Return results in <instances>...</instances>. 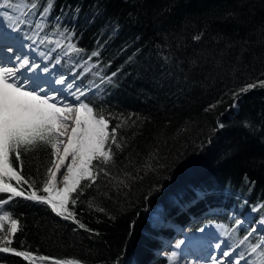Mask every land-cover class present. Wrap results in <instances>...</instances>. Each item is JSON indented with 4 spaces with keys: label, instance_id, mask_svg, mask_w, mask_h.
<instances>
[{
    "label": "trees",
    "instance_id": "16d2710c",
    "mask_svg": "<svg viewBox=\"0 0 264 264\" xmlns=\"http://www.w3.org/2000/svg\"><path fill=\"white\" fill-rule=\"evenodd\" d=\"M0 9L22 37L37 35L41 55L99 90L86 101L121 145L108 142L111 161L72 194L74 220L0 193V209L19 221L0 247L33 256L0 252V264H133L129 256L162 234L153 216L197 191L199 203L218 208L191 229L225 225L264 261V237L229 213L264 226V0H0ZM20 156L12 154L14 167L42 195L51 148L37 143ZM129 157L136 168L124 175ZM120 179L124 197L115 191Z\"/></svg>",
    "mask_w": 264,
    "mask_h": 264
},
{
    "label": "snow or ice",
    "instance_id": "6c2138e0",
    "mask_svg": "<svg viewBox=\"0 0 264 264\" xmlns=\"http://www.w3.org/2000/svg\"><path fill=\"white\" fill-rule=\"evenodd\" d=\"M194 39L198 40L200 37L196 36ZM70 49L74 50V46H70ZM98 54L94 52L92 55ZM29 65L28 59L20 62L21 67ZM38 67L39 65L32 64L29 70ZM18 71L19 69L13 68L0 69V193H9V200L23 197L45 203L58 216L74 220V213L68 208L69 204L76 203L72 194L77 192L82 180L94 179L93 161L102 159L107 163L112 159L111 149L106 150L109 140L116 147H121L116 139L117 128L109 131L107 119L103 115L97 116L88 104L81 102L75 108L67 104L58 106L54 102L56 97L49 96L45 88L17 82ZM55 83H64V78L61 77ZM68 87L71 88L72 85ZM251 87L254 85L247 86ZM245 90L247 89H242ZM37 143L49 146L53 157L51 166L47 168V178L43 182L44 195L38 194L36 186L21 175L11 160L12 154H15V159L20 161L21 150L34 147ZM68 158H71V163L66 164ZM63 168L67 169V174L62 173ZM58 174L63 175L62 188L56 187ZM12 181L16 185L27 184L31 189L30 193L13 186ZM5 221L10 224L9 233L14 236L19 230V221L9 213L0 214V230ZM80 227L83 228L84 225L80 224ZM11 243L7 236L0 237V244ZM0 252H13L29 261L33 259L32 253L17 251L8 246L0 247ZM224 255L227 256L228 253ZM39 259L49 258L41 256ZM55 264H78V261H56Z\"/></svg>",
    "mask_w": 264,
    "mask_h": 264
},
{
    "label": "rangeland",
    "instance_id": "374dc122",
    "mask_svg": "<svg viewBox=\"0 0 264 264\" xmlns=\"http://www.w3.org/2000/svg\"><path fill=\"white\" fill-rule=\"evenodd\" d=\"M2 13H4V11L0 9V37L2 35L7 40L1 42L0 49L8 48V46H11L14 49L17 47V50H16V53H9V55H11V58L7 60L6 62L2 61L1 62L2 64L0 63V66H7L8 64H11V65L16 64V66L19 67L18 69L20 71L23 70L21 77L16 76V77H20L18 78L17 82L23 83V84L27 83L30 81V79L26 78L27 76H24V75H26L27 72H29L31 76L32 74H34V76L37 79H39L40 82H33V83L31 82L29 83L31 86L33 87L39 86V87L45 88L49 96H53L54 94L55 90L52 91L53 87L54 89L59 88L58 91H64L65 95L67 94V95H71V97L72 96L74 98L76 97L74 101L76 102V104L72 105L73 108H75L81 102L88 104L86 102V96L89 93L95 92L96 94H99L98 93L99 90L97 88H92V89L88 88V86L82 84L81 80L78 77L74 75L64 74L59 69L57 63L48 64L49 63L48 55H46L43 58L39 56L41 51L38 49L39 48V38L37 37V35L33 36L32 38L22 37L21 33L17 30L15 24H13L12 21L11 22L6 21L5 19L1 17L3 16ZM21 53L23 54V58L25 57L24 59H28L30 61L29 66H25V67L20 66L21 61L20 62L17 61V58L22 56ZM32 64L39 65V67L33 70H29ZM45 68L47 69L46 72L44 71ZM61 77L64 78V83H62L63 85L55 83V81L60 79ZM47 85L48 86L50 85L52 88H47ZM68 85H72V87L69 88ZM81 92H83L84 94L80 95ZM73 116H74V112H73ZM162 134L163 132H161L158 135V137H160V135ZM108 142H111V141H108ZM108 142L106 145V150L109 149ZM137 154L141 155L145 153L139 151ZM146 156L149 157V155L147 154ZM134 162H133V159L131 160L129 157V159L125 162V164H123L122 167L125 168L124 175L127 174V172H129L130 168L134 169L135 167ZM98 164H107V163H105L102 159L93 161L92 172L94 175V179H85V180H82V182L88 181L91 183L93 180H95V178L97 177L96 166ZM50 166H51V163L49 167ZM121 173H123V170L121 171ZM104 175L105 177L110 176L109 173H105ZM127 185L128 183L125 184L124 180L120 179V189L119 190L115 189V191L117 192L120 191L119 193L120 196L123 194V197H124V191L127 188ZM117 187H118V183H117ZM42 188H43V184H42L41 190ZM42 195H44V193H42ZM202 196H203V191H197L195 195L190 198V201H188V203L181 205L179 208L173 211L171 210V206H169L168 209L165 211L164 216L163 214H160L161 215L160 217L157 215H154L153 217L158 218V219L156 223L152 222V224H154L155 227H157V229H163L165 231L158 237L159 240L158 239L156 240L154 237L151 238L155 241L152 242L150 239L151 244H148V246L146 247L140 246L139 248L140 251L138 250L139 252H137V254L130 255L129 258L131 260V263L134 264L135 263L134 260H135L139 264H169L170 261H173L174 257L177 255L185 254V256H192L194 253L193 250L196 247H198L199 239L206 237L208 240L211 241L210 246L208 247L209 249L208 257H210V259H208L207 264H221V263L223 264H264L263 259L256 256V254L253 253L252 250L248 251L244 248L243 244L241 245L239 243L233 242V240L231 239V235L229 234L228 229L225 225L216 224L214 227L207 226L196 232H194V230L187 229L189 228L187 225L192 224L195 221H197L199 219V216H202L207 211H211L212 209L217 210L216 208H218V207H211L208 205V203L206 204L199 203L200 200L203 199ZM159 203L158 205L162 206V203L160 204ZM203 206H205V208L201 210L197 215H195L194 211ZM190 207H193V208L189 210ZM187 209L189 211L185 212ZM229 213L236 214L239 217L241 216L239 221L247 229L250 228V225L252 224L255 225V228H253L252 232H254L256 236L261 235V239L264 237V226H260L257 221L253 222V219L249 215L244 216L242 214L230 212V211ZM0 214H3L1 209H0ZM9 228H10V224L8 223L7 234H6L8 239L10 238V235H11L9 233ZM206 230H208V232ZM192 245H194L195 247L193 248L192 250L193 253L191 255L190 251H191ZM187 249L189 250L187 251ZM225 253H228V255L225 256L224 255ZM135 256H137V258ZM156 256L157 257L160 256V257L158 260L159 262L157 261L155 263L154 259ZM164 260L165 261L167 260V262L165 263Z\"/></svg>",
    "mask_w": 264,
    "mask_h": 264
},
{
    "label": "bare ground",
    "instance_id": "6f19581e",
    "mask_svg": "<svg viewBox=\"0 0 264 264\" xmlns=\"http://www.w3.org/2000/svg\"><path fill=\"white\" fill-rule=\"evenodd\" d=\"M17 37V36H16ZM5 40H7L5 37L3 38V40H2V42L3 41H5ZM26 46V45H25ZM4 47V46H3ZM13 49L14 48H12L11 46H8V48L7 49H5V51L6 52H8V53H11L12 51H13ZM1 50V49H0ZM17 50V47H16V49H15V51ZM3 52V51H2ZM22 54V53H21ZM5 55H8V54H5ZM45 55V54H44ZM46 56V55H45ZM3 56H1V54H0V63L2 62V61H4V62H6L7 60H9L10 58L9 57H3ZM25 58V57H24ZM23 54H22V56H20V57H18L17 58V61H22L23 59ZM43 58V57H42ZM41 59V58H40ZM14 61V60H13ZM11 62V61H10ZM32 62V61H31ZM2 64V63H1ZM15 65V66H14ZM8 64L7 66H0V69H2V68H13V69H18L19 67H17L16 66V64ZM27 68V67H26ZM22 72H23V70L22 71H18V72H16V76H20L21 77V75H22ZM24 76H27L26 78H28V79H30V81L28 82V83H33V82H36V77L34 76V74H32V76L29 74V72H27V74L26 75H24ZM20 77H16L17 78V80H18V78H20ZM38 80V79H37ZM63 85V84H62ZM47 88H52L51 86H47ZM53 90L52 91H54V94H53V96H55L56 97V100L54 101V102H56L57 104H58V106H63V105H65V104H67V105H70V106H72L73 104H76V102H74L75 101V98L72 96L71 97V95H65L64 94V91H58L59 90V88L58 89H54V87L52 88ZM57 92V93H56ZM66 92V91H65ZM73 115V114H72ZM74 115H75V113H74ZM73 118H74V116H73ZM70 130H71V127H69V129H68V131L70 132ZM62 146H61V149H60V151H61V153H62ZM65 163L67 164V163H71V158H68L66 161H65ZM62 173L63 174H67V169L66 168H63V170H62ZM62 181H63V175H59V181L57 182V185H56V187L57 188H62L64 185H63V183H62ZM196 193V192H195ZM195 193H194V195H195ZM202 194V193H201ZM203 197V196H202ZM190 201V200H189ZM188 203V202H187ZM209 206H211V207H218L217 205H214V204H209ZM191 208H193V207H190L189 208V210L191 209ZM205 208V206H203V207H201V208H199V209H197V210H195L194 212L195 213H199L201 210H203ZM177 209V208H176ZM217 209V208H216ZM213 210V209H212ZM211 210V211H212ZM162 214H163V212H162ZM184 215V214H183ZM245 216V215H244ZM160 217V216H159ZM178 217V216H177ZM180 217V216H179ZM251 226V225H250ZM255 226V225H254ZM207 232H208V230H206ZM207 235V234H206ZM213 238V237H212ZM206 240V243H204V245L202 246L204 249H200L199 248V251L200 252H196V251H194V253H196V256H185V254L184 255H177V256H175L174 257V260L173 261H170V263L169 264H206V260H205V257H208V247L210 246V240H208L206 237H203V238H200L199 239V241H198V244L199 243H201L203 240ZM159 240V239H158ZM195 246L194 245H192V247H191V251H190V254H192L193 253V248H194ZM189 249H187V251H188ZM197 256H199L198 257V261L197 262H194L197 258ZM218 256V255H217ZM216 258V257H215ZM220 261V260H219ZM221 264H223V263H221Z\"/></svg>",
    "mask_w": 264,
    "mask_h": 264
}]
</instances>
